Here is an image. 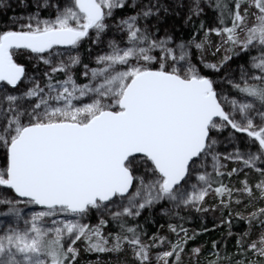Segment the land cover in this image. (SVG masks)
I'll return each instance as SVG.
<instances>
[{"label": "snow or ice", "instance_id": "snow-or-ice-1", "mask_svg": "<svg viewBox=\"0 0 264 264\" xmlns=\"http://www.w3.org/2000/svg\"><path fill=\"white\" fill-rule=\"evenodd\" d=\"M33 7L0 27V264H264V0ZM162 203L175 239L136 222ZM210 211L235 252L188 248Z\"/></svg>", "mask_w": 264, "mask_h": 264}, {"label": "trees", "instance_id": "trees-1", "mask_svg": "<svg viewBox=\"0 0 264 264\" xmlns=\"http://www.w3.org/2000/svg\"><path fill=\"white\" fill-rule=\"evenodd\" d=\"M194 29H191L190 27L187 29L182 30L179 33V37L183 36L184 39H188L191 37L192 32ZM202 36V33L200 34ZM86 47L82 49V51L86 52ZM247 59V57H245ZM86 60V57H85ZM242 61H235L234 64L241 63ZM77 74L78 69L76 70ZM225 182H227V177H225ZM156 208L153 211H144L142 216L138 218V221H136L139 224L145 225V228L147 230V235L151 236L154 232L159 231L160 235L168 236L169 239H175V237L168 232L167 225L169 222L173 223H179L178 221H169L167 217H164L162 215H159L156 212ZM184 214V213H182ZM227 215V213H225ZM221 215L220 213L217 212H208L207 214L201 216L199 214H195L193 216V219L191 221H185L184 222V227L188 228L190 230H198L201 231V234L197 237L196 243L199 240H203L205 242V248L204 251L208 253L211 250V242L213 240L219 241L221 245V252L223 253L224 250V245H227V251L228 253H233L236 251L235 248V242L236 238L235 235L228 237L227 236V226L226 225H221L220 220H221ZM147 221V222H146ZM161 225H163V228H161ZM202 229H207L206 232L202 231ZM247 229V225L243 221L239 220H233V227L232 231L234 234L242 233ZM109 231H115L113 227H109L105 229V234ZM191 234V232H189ZM226 237V239L222 238ZM193 242H189L188 248L192 246Z\"/></svg>", "mask_w": 264, "mask_h": 264}, {"label": "rangeland", "instance_id": "rangeland-1", "mask_svg": "<svg viewBox=\"0 0 264 264\" xmlns=\"http://www.w3.org/2000/svg\"><path fill=\"white\" fill-rule=\"evenodd\" d=\"M7 4L8 7H4L3 5L4 4ZM34 7H33V0H0V27H3V26H10L11 23H12V19L15 18V17H18V16H27V14L29 12H32L34 11ZM43 15H47V13H43ZM208 16L211 17L212 16V12L211 10H208ZM174 20L170 19L169 20V24L173 23ZM182 24V21L180 22H177V28H178V31L176 32V35L177 37L179 38V33L182 31L180 30V25ZM167 26V25H165ZM215 26V25H213ZM161 35H163V31H161ZM214 35V34H213ZM215 38V37H214ZM87 49L88 45L85 44L84 45ZM222 55V53H221ZM251 55H256L255 52H252ZM88 62V59L86 57V60H85V63ZM237 64H234V62L230 63L229 64V67L232 68V69H236L237 68ZM92 67H95V64H92L91 65ZM80 71V69H78V72ZM79 74V73H78ZM221 75H223V73H221ZM80 82H84V81H80ZM213 135H215V133H213ZM229 135V133L227 131H225L222 136H221V139H223L224 137H227ZM220 152H229V151H232L233 148L232 146H228V147H225V145L222 143L220 146H219V149H218ZM237 165L234 164V163H231V162H227V168L225 169V171H230L232 167H236ZM211 170V169H209ZM243 175L241 174L239 177H233L232 178V183H236L238 180L240 179H243ZM227 182H228V178H227ZM226 182V183H227ZM11 196V193L10 192H4L2 189H0V197H3V196ZM208 202L209 204L213 203L214 201L209 198L208 199ZM164 207H167L166 204L162 203L161 205L157 206L156 207V212L161 215V209L164 208ZM242 207V206H241ZM5 211L4 208H0V212H3ZM31 209H26L25 212L26 214L30 213ZM85 223H96L97 220L95 218V214L93 213L92 214V218L91 220H85L84 221ZM255 238V237H253ZM194 245H204L205 246V242L203 240H199L197 241L196 243H193L192 246L189 247V249H191ZM78 246L81 248V255L79 257V264H95V262L97 261L98 259V255L95 254V253H85L83 252V245L80 244L78 242ZM127 255L130 256V253H126ZM204 255L206 256L207 253L204 251ZM122 258V257H121ZM99 259L102 261V262H107L109 260H113L115 261L116 259V256L115 254H100L99 255Z\"/></svg>", "mask_w": 264, "mask_h": 264}]
</instances>
